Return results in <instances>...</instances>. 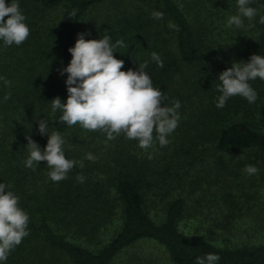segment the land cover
I'll return each mask as SVG.
<instances>
[{
  "label": "trees",
  "instance_id": "trees-1",
  "mask_svg": "<svg viewBox=\"0 0 264 264\" xmlns=\"http://www.w3.org/2000/svg\"><path fill=\"white\" fill-rule=\"evenodd\" d=\"M16 2L30 35L19 46L0 40V183L19 197L29 235L0 264H111L142 238L161 244L173 264H196L208 253L220 257L216 264H264V241L221 245L199 228H181L188 207L183 190L194 172L200 176L213 159L240 151H254L264 161V115H256L264 105V80L249 82L258 94L255 103L233 96L216 107L219 74L233 62L264 56V0L250 5L257 15L245 19L243 29L226 27L238 14L237 0ZM104 5H110L105 13L99 10ZM154 12L162 17L154 18ZM81 33L86 40L122 41L124 47L113 49L124 61L121 70L136 71L147 61L144 71L164 93L163 105L180 102L178 127L167 146L159 145L155 133L147 150L123 134L108 140L102 132L67 126L60 110L51 111L52 99L67 100V73L60 71ZM153 52L162 66L151 59ZM41 119L48 121L49 134L58 131L64 138L65 157L77 162L58 183L49 178L46 161L32 169L24 163L26 136L42 151L46 147L48 136L37 130ZM88 153L94 162L85 158ZM77 175L84 176L83 183ZM151 207L158 209V220Z\"/></svg>",
  "mask_w": 264,
  "mask_h": 264
},
{
  "label": "clouds",
  "instance_id": "clouds-1",
  "mask_svg": "<svg viewBox=\"0 0 264 264\" xmlns=\"http://www.w3.org/2000/svg\"><path fill=\"white\" fill-rule=\"evenodd\" d=\"M253 2L237 0L238 14L228 18L226 27L245 28L244 20L252 21L257 15V9L250 6ZM71 16L74 17L75 12ZM153 17L159 19L162 13L154 12ZM25 19L16 0H11L10 5L6 0H0V40L6 47L19 46L29 37L30 29ZM260 23L264 24V16L260 17ZM253 26L249 24L247 27ZM114 47H124V44L118 40L113 45L108 36L86 40L84 34H78L74 47L68 49L71 60L60 71L61 75L67 73V100L62 103L59 97L52 99L51 111L60 110V122L67 126L79 125L87 131L102 132L108 140L123 134L147 150L153 147L155 133L159 145L167 146L170 143L167 137L178 127L180 102L177 100L171 107L164 106V93L153 87L150 76L144 71L148 62L140 64L136 71H122L124 61L115 58ZM151 59L162 66L157 53L153 52ZM257 78L264 80V56L253 54L247 62H233L218 76L217 91L221 95L216 107L223 108L233 96L255 103L258 94L249 82ZM4 83L5 86L10 84L7 79ZM10 95L6 94L5 100ZM37 130L41 136H48L47 144L42 151L30 135L26 136L29 155L24 161L25 166L32 169L39 162L46 161L49 178L58 183L67 178L77 162L65 157V140L58 131L49 134L48 121L39 120ZM85 158L93 162L96 159L91 153ZM79 166L83 168L82 161ZM243 171L255 175L259 169L246 165ZM84 179L83 175H77L79 182L83 183ZM6 187L8 185L0 183V262L6 261L9 253L29 235V216L19 207V197L6 191ZM219 259L218 255L208 253L197 257L196 264H216Z\"/></svg>",
  "mask_w": 264,
  "mask_h": 264
},
{
  "label": "rangeland",
  "instance_id": "rangeland-1",
  "mask_svg": "<svg viewBox=\"0 0 264 264\" xmlns=\"http://www.w3.org/2000/svg\"><path fill=\"white\" fill-rule=\"evenodd\" d=\"M110 5L100 11L105 13ZM218 64V63H217ZM264 105L256 115H264ZM246 165L259 169L255 175L246 174ZM199 176L183 190L187 212L181 223L185 231H199L216 243L240 245L264 241V161L254 151L224 154L221 161L213 159ZM196 182V183H195ZM152 218L159 219V211L150 208ZM159 213V214H158ZM214 228L211 236L209 231ZM112 231L107 232V237ZM111 264H173L164 249L154 239L142 238L124 248Z\"/></svg>",
  "mask_w": 264,
  "mask_h": 264
}]
</instances>
